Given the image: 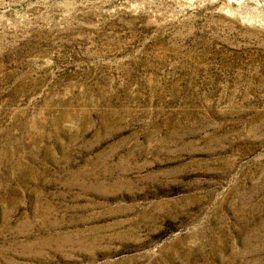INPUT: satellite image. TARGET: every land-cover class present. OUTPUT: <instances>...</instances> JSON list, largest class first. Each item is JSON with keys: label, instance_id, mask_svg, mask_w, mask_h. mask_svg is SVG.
<instances>
[{"label": "rangeland", "instance_id": "obj_1", "mask_svg": "<svg viewBox=\"0 0 264 264\" xmlns=\"http://www.w3.org/2000/svg\"><path fill=\"white\" fill-rule=\"evenodd\" d=\"M0 264H264V0H0Z\"/></svg>", "mask_w": 264, "mask_h": 264}, {"label": "bare ground", "instance_id": "obj_2", "mask_svg": "<svg viewBox=\"0 0 264 264\" xmlns=\"http://www.w3.org/2000/svg\"><path fill=\"white\" fill-rule=\"evenodd\" d=\"M261 1V0H260Z\"/></svg>", "mask_w": 264, "mask_h": 264}]
</instances>
